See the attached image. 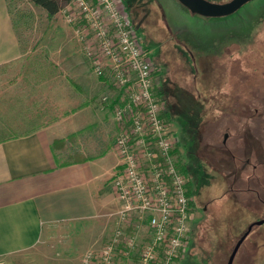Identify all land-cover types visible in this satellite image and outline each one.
Returning a JSON list of instances; mask_svg holds the SVG:
<instances>
[{
  "label": "rangeland",
  "instance_id": "1",
  "mask_svg": "<svg viewBox=\"0 0 264 264\" xmlns=\"http://www.w3.org/2000/svg\"><path fill=\"white\" fill-rule=\"evenodd\" d=\"M120 1L150 51L154 91L160 81L165 84L174 106L171 117L180 122L191 147L184 175L198 213L177 264H227L250 226L232 264H264V223L257 224L264 219V0H252L233 13L240 20L192 14L177 0ZM9 2L23 57L0 66V135L18 133L17 125L31 114L58 118L80 102H86L91 122L107 114L109 123L115 87L111 78L95 72L73 26L59 12L49 18L29 0ZM66 2L59 0L60 8ZM106 129L92 123L81 135L70 136L89 137L85 147L57 148L61 160L73 159L77 145L87 155L97 151ZM101 229L98 222L80 227L70 238V254L79 258L87 247L98 246ZM52 257L57 264L63 252L56 247ZM115 264L129 262L119 256Z\"/></svg>",
  "mask_w": 264,
  "mask_h": 264
},
{
  "label": "built area",
  "instance_id": "2",
  "mask_svg": "<svg viewBox=\"0 0 264 264\" xmlns=\"http://www.w3.org/2000/svg\"><path fill=\"white\" fill-rule=\"evenodd\" d=\"M59 13L73 26L95 72L116 90L114 228L82 264H177L189 244L192 198L178 163V142L162 115L150 51L141 45L120 0H68ZM104 102L108 96L102 98Z\"/></svg>",
  "mask_w": 264,
  "mask_h": 264
},
{
  "label": "crops",
  "instance_id": "3",
  "mask_svg": "<svg viewBox=\"0 0 264 264\" xmlns=\"http://www.w3.org/2000/svg\"><path fill=\"white\" fill-rule=\"evenodd\" d=\"M22 57L10 2L0 0V66ZM99 82L106 80L99 77ZM86 105L80 102L73 112L58 118L54 113L44 118L31 114L30 120L17 125L18 133L0 135V264H54L56 247L64 256L57 264H79L89 247L78 258L70 254L68 244L80 227L101 224L95 240L100 244L112 233L111 216L119 208L113 187L119 169L116 127L113 118L108 123L107 114L91 122ZM92 123L107 127L106 140L87 155L80 147H85L89 136L80 135ZM74 143L81 144L77 155L61 160L57 148Z\"/></svg>",
  "mask_w": 264,
  "mask_h": 264
},
{
  "label": "water",
  "instance_id": "4",
  "mask_svg": "<svg viewBox=\"0 0 264 264\" xmlns=\"http://www.w3.org/2000/svg\"><path fill=\"white\" fill-rule=\"evenodd\" d=\"M183 6H185L192 14H198L205 17H224L230 14L235 13L243 5L252 1V0H229L225 3H214L208 0H177ZM264 223V219L259 220L257 224ZM253 226H250L248 231L244 236L237 242L233 251L231 252L227 264H232L235 258V255L242 244L244 238L252 229Z\"/></svg>",
  "mask_w": 264,
  "mask_h": 264
},
{
  "label": "flooded vegetation",
  "instance_id": "5",
  "mask_svg": "<svg viewBox=\"0 0 264 264\" xmlns=\"http://www.w3.org/2000/svg\"><path fill=\"white\" fill-rule=\"evenodd\" d=\"M159 86H160V88H161V90L163 92V96L165 97V109H164V111L167 113V115H168L167 119L170 122L171 127H172L173 131L176 134L177 142L181 146L180 148H182L181 149V155H180L181 156L180 158H181V161H182V165L184 166L185 170L189 169V165H190L189 156H190V153H191V147H190V145H188V143L184 139V136L182 134V125L180 124L179 121H174V119L171 117L172 114L175 115L174 106L171 103V101L169 99V95L166 92L165 84L161 83V81H160V85ZM176 128H178V129H176ZM229 154H232V152L229 153ZM231 156H233V158H234V155H231ZM188 178L190 179L189 176H188ZM193 202H194V200L192 199V206H194ZM205 210H206V207L202 209V212H204ZM197 213L198 212H197L196 206H194L192 208V219L190 221V230H191L193 222L196 220Z\"/></svg>",
  "mask_w": 264,
  "mask_h": 264
},
{
  "label": "trees",
  "instance_id": "6",
  "mask_svg": "<svg viewBox=\"0 0 264 264\" xmlns=\"http://www.w3.org/2000/svg\"><path fill=\"white\" fill-rule=\"evenodd\" d=\"M32 4L35 6H39L42 9H44L47 13V16L49 18L54 17L60 10V4L59 0H29ZM68 1V0H66ZM181 4V3H180ZM182 5V4H181ZM183 6V5H182ZM185 9H187L185 6H183ZM188 10V9H187ZM198 15V14H197ZM239 13L236 14H230L224 19H239ZM205 17V16H202ZM205 18H218V17H205ZM240 20V19H239ZM238 20V21H239ZM157 95L160 96L163 100H165V97L163 96V92L159 86V88L156 91ZM166 119L168 118L167 113L164 111L162 114ZM63 142V141H62ZM181 171L186 174L184 166L181 167ZM187 188H188V194L191 196L192 195V185L190 181L187 182Z\"/></svg>",
  "mask_w": 264,
  "mask_h": 264
}]
</instances>
